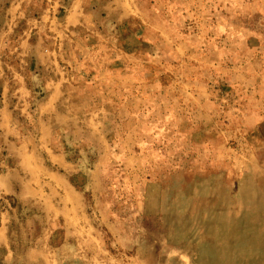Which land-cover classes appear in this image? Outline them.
<instances>
[{
	"label": "rangeland",
	"instance_id": "obj_1",
	"mask_svg": "<svg viewBox=\"0 0 264 264\" xmlns=\"http://www.w3.org/2000/svg\"><path fill=\"white\" fill-rule=\"evenodd\" d=\"M133 1L66 45L53 140L87 178L86 232L64 241L61 221L0 204V264H46L29 252L44 239L58 264H264V0Z\"/></svg>",
	"mask_w": 264,
	"mask_h": 264
},
{
	"label": "crops",
	"instance_id": "obj_2",
	"mask_svg": "<svg viewBox=\"0 0 264 264\" xmlns=\"http://www.w3.org/2000/svg\"><path fill=\"white\" fill-rule=\"evenodd\" d=\"M32 4L38 8H30ZM134 7L133 0H12L8 21L0 27L4 44L0 50V134L10 156L9 169L0 175V188L5 198L17 203L15 208L5 207L15 212L32 205L49 221H61L64 241L86 232L85 197L70 181V175L78 172L77 164L55 148L53 140L54 119L67 118L61 105L70 83V68L74 69L71 61L63 63L66 45L82 36L78 28L89 27L100 16L121 22L131 16ZM30 21L42 23L46 29L40 32ZM62 67L65 75L60 76L57 70ZM40 92L43 97L37 99ZM34 105L36 113L31 117L28 111ZM253 118L259 121V117ZM88 176L96 184L99 168L93 167ZM9 220L8 214H1L0 248L7 251L3 262H10L13 256ZM41 244L29 251L31 259L58 264L55 255L46 252L50 242L44 239Z\"/></svg>",
	"mask_w": 264,
	"mask_h": 264
},
{
	"label": "built area",
	"instance_id": "obj_3",
	"mask_svg": "<svg viewBox=\"0 0 264 264\" xmlns=\"http://www.w3.org/2000/svg\"><path fill=\"white\" fill-rule=\"evenodd\" d=\"M10 167V156L8 155L7 150L4 147V143L1 139L0 134V175L5 173ZM0 204L9 205V200L4 197V194L0 188Z\"/></svg>",
	"mask_w": 264,
	"mask_h": 264
},
{
	"label": "trees",
	"instance_id": "obj_4",
	"mask_svg": "<svg viewBox=\"0 0 264 264\" xmlns=\"http://www.w3.org/2000/svg\"><path fill=\"white\" fill-rule=\"evenodd\" d=\"M99 19L100 18H97V19H95V21H94V23H92L89 27H91V28H97L96 26L98 25V23H99ZM125 20H127V18L126 19H124L123 21H121V22H115V23H117V24H120V23H123ZM88 27V26H87ZM86 27H80V28H78V31H80V33H81V35H82V32H84V29H85ZM99 29V28H98ZM99 31V30H98ZM69 50H67V55L66 56H68L69 57ZM32 66V68H33V66H35V63L33 62V64L31 65ZM31 68V69H32ZM44 95V94H43ZM42 96V92H40L39 93V95H38V97H37V99L38 98H42L41 97ZM63 151V150H62ZM63 152H65V151H63ZM69 158V157H68ZM69 160L71 161V158H69ZM94 162V161H93ZM81 176H84V181H81L82 182V184H84L85 182H86V180H87V178H86V176L85 175H82V174H73V175H70V181L72 182V184L78 189V190H80V191H84V189L82 188V187H80L79 185H78V183L74 180V178H80Z\"/></svg>",
	"mask_w": 264,
	"mask_h": 264
}]
</instances>
